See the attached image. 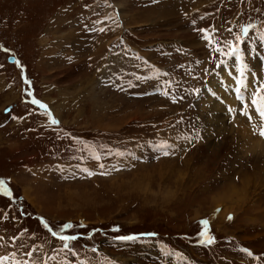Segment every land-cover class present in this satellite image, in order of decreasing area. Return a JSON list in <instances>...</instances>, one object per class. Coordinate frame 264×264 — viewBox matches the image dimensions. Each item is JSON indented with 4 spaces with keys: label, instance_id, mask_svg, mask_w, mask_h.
Listing matches in <instances>:
<instances>
[{
    "label": "rangeland",
    "instance_id": "obj_1",
    "mask_svg": "<svg viewBox=\"0 0 264 264\" xmlns=\"http://www.w3.org/2000/svg\"><path fill=\"white\" fill-rule=\"evenodd\" d=\"M231 66L264 95V0H0V264H264Z\"/></svg>",
    "mask_w": 264,
    "mask_h": 264
},
{
    "label": "bare ground",
    "instance_id": "obj_2",
    "mask_svg": "<svg viewBox=\"0 0 264 264\" xmlns=\"http://www.w3.org/2000/svg\"><path fill=\"white\" fill-rule=\"evenodd\" d=\"M214 72H213V75L211 76V78L207 80V84L201 90L199 99H202V101H205L206 99L211 101L210 106H212V108L211 107L210 108L214 110L212 112V116H213L216 123L222 122V120L219 119L220 115H219V112L217 111L218 108L223 110V111H227V114L229 113L231 118L234 116V119H235L234 122H239L238 120L240 118H242L240 116V112H242V109H241V105L233 98L234 89L236 90V88H235L236 83L238 84V81H239L238 77H236V79H234V80H230V82L227 83V80L222 76V74H220V72H217V71H214ZM255 77H256V74L249 73V76L247 79L248 87L245 89L250 94H254L256 92V89H254V87H253L256 85V84L253 85V82L255 83ZM214 81L217 82L220 85V87L215 88L214 83H213ZM234 82H236V83H234ZM245 100H246V98H245ZM245 103H247V102H245ZM235 108H237L239 110L237 113L234 111ZM237 116H240V118ZM251 118H253V117H251ZM255 118L256 117H254L253 119H249L248 116L246 117L244 115L243 119H240V122L242 123V125L240 126V129H235V130H239L241 132V134H243V135H247L249 137H252L253 133L250 131V129H254L258 125L257 121L256 122L253 121ZM255 139H257V138H255ZM259 142H261V140ZM261 143H263V141ZM263 146H264V143H263ZM255 148H257V147L255 146ZM259 148H261V147H259Z\"/></svg>",
    "mask_w": 264,
    "mask_h": 264
},
{
    "label": "snow or ice",
    "instance_id": "obj_3",
    "mask_svg": "<svg viewBox=\"0 0 264 264\" xmlns=\"http://www.w3.org/2000/svg\"><path fill=\"white\" fill-rule=\"evenodd\" d=\"M101 31H103V29H101ZM261 87L264 88V86H261ZM236 91L239 93L241 90L239 88H237ZM240 98H242V96ZM33 103L40 104V101L33 100ZM251 103L256 106V111H258L260 113L261 118L264 119V95H259L258 93H254ZM41 107H45L46 108L47 106L41 104ZM244 115L247 116L248 112L245 111ZM53 123H57V121L53 120ZM260 135L264 136V128H262L260 130ZM0 191H3L6 195H11V193L9 192L7 186L4 184V182L2 180H0ZM229 219H231V217H229ZM202 223L205 226H207L208 221L205 220V221H202ZM63 227L64 228H71L72 225L71 224H65ZM53 235H56V233L53 232ZM202 235H203V233H202ZM61 239H63V240H75V239H77V237H75V236H63V237H61ZM120 239H131V237H120ZM206 242L207 243H212L213 240H212L211 237H208ZM65 246L67 247V245H65ZM249 255H251L250 252H249Z\"/></svg>",
    "mask_w": 264,
    "mask_h": 264
}]
</instances>
